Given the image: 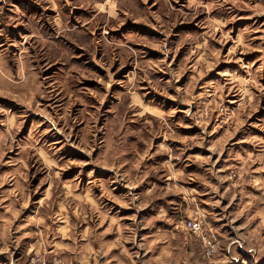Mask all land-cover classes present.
I'll return each instance as SVG.
<instances>
[{
    "label": "rangeland",
    "instance_id": "374dc122",
    "mask_svg": "<svg viewBox=\"0 0 264 264\" xmlns=\"http://www.w3.org/2000/svg\"><path fill=\"white\" fill-rule=\"evenodd\" d=\"M0 264H264V0H0Z\"/></svg>",
    "mask_w": 264,
    "mask_h": 264
},
{
    "label": "built area",
    "instance_id": "2783aa9c",
    "mask_svg": "<svg viewBox=\"0 0 264 264\" xmlns=\"http://www.w3.org/2000/svg\"><path fill=\"white\" fill-rule=\"evenodd\" d=\"M186 227L192 230L195 234L201 235L203 233V222L198 217L188 219Z\"/></svg>",
    "mask_w": 264,
    "mask_h": 264
}]
</instances>
